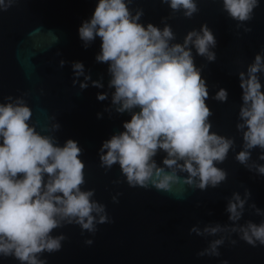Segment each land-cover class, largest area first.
Segmentation results:
<instances>
[{
  "label": "clouds",
  "instance_id": "9594fccd",
  "mask_svg": "<svg viewBox=\"0 0 264 264\" xmlns=\"http://www.w3.org/2000/svg\"><path fill=\"white\" fill-rule=\"evenodd\" d=\"M173 13L182 12L191 19L199 9L197 0H160ZM222 10L237 22V28L253 19L259 0H221ZM14 0H0V11H7ZM133 0H98L91 18L82 22L78 36L87 49L97 38L100 52L97 63L107 64L110 77L112 108L118 114L128 113L123 131L111 136L99 149L100 166L110 170L119 165L129 187L171 192L174 185L207 190L226 181L227 173L216 165L223 163L235 141L211 132L213 112L206 104L210 98L202 69L195 64L197 56L216 61V38L207 24L189 31L182 43L163 18L161 29L140 23L142 9L133 11ZM251 32V28H245ZM59 55V53H57ZM60 61V67L65 65ZM73 86L87 89L91 76L85 74L82 62H73ZM264 50L254 57L246 72L238 73L242 90L236 129L242 134V150L235 160L249 171L264 176V164L249 165L252 150L259 148L258 160L264 161ZM83 76V82L79 78ZM102 79V78H101ZM91 86L103 88L101 81ZM108 93L97 95L98 101ZM228 92L220 88L211 99L228 101ZM0 103V257L13 258L19 264H47L44 253L59 252L64 235L53 236L55 229L78 225L82 231L95 234L97 225L111 223L106 207L96 202L95 190H82L85 164L79 157L83 150L68 139L63 146L50 135H41L30 124L32 110L23 98H4ZM98 118H101L98 114ZM60 125L53 124L58 131ZM165 155L160 164L156 157ZM181 174H186L182 176ZM120 183V181H114ZM251 197L245 190L242 198L233 193L225 211L229 225L194 226L190 234L215 237L198 257H218V249L232 234L252 247L264 246V219L259 224H240L245 205ZM113 202L117 203L116 197ZM254 214L264 217V210L250 205ZM211 214V213H209ZM92 240H86L91 245ZM222 264H227L223 261Z\"/></svg>",
  "mask_w": 264,
  "mask_h": 264
},
{
  "label": "water",
  "instance_id": "95a60500",
  "mask_svg": "<svg viewBox=\"0 0 264 264\" xmlns=\"http://www.w3.org/2000/svg\"><path fill=\"white\" fill-rule=\"evenodd\" d=\"M97 3L98 0H14L7 11H0V103L7 102L4 98L8 96L23 98L32 110L30 124L37 132L53 136L59 146L68 139L78 142L83 150L79 159L85 164L82 190H95L93 199L105 205L112 221L98 224L95 234L75 224L55 229L52 235H64L66 240L59 252L44 253L41 258L47 264H264V246L252 247L236 234L231 239L237 243L232 245L226 240L218 249V257H198L197 253L220 237L190 234L194 226L202 230L217 223L229 225L227 202L233 193L243 198L245 190L251 197L239 223L259 224L264 219L250 208L255 204L264 210V176L235 160L243 144L242 134L236 129L242 104L238 73L246 72L255 55L264 50V0H259L253 19L239 28L222 10L221 0H197L199 11L191 19L182 12L173 13L160 0H133L131 8L143 10L140 23L145 26L151 23L162 29V19L171 17L166 23L176 36L174 43H182L189 31H198L203 24L212 30L217 42L212 49L215 62L197 56L195 49L193 55L209 88L206 104L213 112L211 132L235 141L226 160L216 165L226 171L227 179L205 191L179 183L171 192L151 186L129 187L118 164L110 170L100 166L102 143L122 132L123 123L131 117L114 109L105 111L112 108L113 90L108 88V65L95 59L101 41L97 38L85 49L78 36V28L91 18ZM245 28L252 31L245 32ZM61 60L66 62L63 67ZM73 62H82L85 74L91 76L87 89L81 90L79 83L73 86ZM83 80L81 76L79 81ZM92 81H101L104 87H92ZM260 82L264 86V73L260 74ZM220 88L229 94L226 103L211 99ZM98 93H108V99L98 101ZM57 123L59 130H52ZM164 155L161 152L155 158L158 164ZM259 155V148L252 150L249 165L264 164L258 160ZM86 240L93 243L86 245ZM0 264L19 262L0 257Z\"/></svg>",
  "mask_w": 264,
  "mask_h": 264
}]
</instances>
